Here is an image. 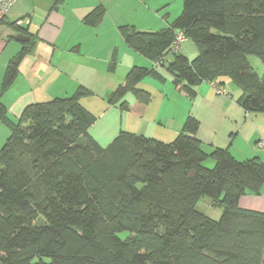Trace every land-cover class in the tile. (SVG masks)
<instances>
[{
  "label": "trees",
  "instance_id": "1",
  "mask_svg": "<svg viewBox=\"0 0 264 264\" xmlns=\"http://www.w3.org/2000/svg\"><path fill=\"white\" fill-rule=\"evenodd\" d=\"M103 14L96 7L85 21L97 25ZM121 32L153 62L183 32L198 54L172 52L165 68L174 84L193 95L199 83L224 86L230 76L242 90L243 109L264 113V72L247 59L256 54L264 62V0H183L168 26L123 25ZM30 42L10 60L0 88V124L11 128L0 148V264H264V212L240 205L242 196L264 187L259 156L239 159L229 146L207 148L194 116L170 142L121 131L103 146L90 132L97 116L82 103L93 94L83 85L28 103L12 122L2 97ZM150 74L157 69L131 68L108 103L127 109L130 91L147 100L138 85ZM206 197L221 208L219 219L198 209ZM124 231L127 238L119 236Z\"/></svg>",
  "mask_w": 264,
  "mask_h": 264
},
{
  "label": "crops",
  "instance_id": "2",
  "mask_svg": "<svg viewBox=\"0 0 264 264\" xmlns=\"http://www.w3.org/2000/svg\"><path fill=\"white\" fill-rule=\"evenodd\" d=\"M167 3L166 0H17L5 21L0 23V88L10 60L30 39L31 42L19 65V73L3 94V100L5 96L11 100L22 96L19 101L26 103L23 104L25 106L55 96H68L83 85L91 89L93 96L83 97L82 103L97 116V120L113 111L122 119L125 115L134 117L137 126L133 132L169 142L181 132L186 119L194 116L200 121L197 136L207 148L229 146L239 159L259 156L264 161V113H247L238 103L240 97L233 102L226 97L215 96V90L208 81L196 85L193 95L174 84L186 100L195 99L194 106L189 108L186 103L169 109L168 98L157 88V82L165 84L169 78L159 72L164 71L157 64L161 61L165 66L172 59L171 54L153 65V61L135 51L126 41L121 32L123 25L134 26L141 31H156L158 27L168 26L175 19L171 12L168 11L162 21L158 18L159 10ZM99 6L104 9L99 24L87 23L85 17ZM18 20L23 21L22 32L9 25ZM18 33L29 36V40H16ZM182 48L191 59L198 54L196 44L190 43V39L182 43ZM134 66L156 68L158 71V74L144 77L138 85L148 92L149 98L142 100L134 93L129 101L125 98L129 103L127 109L109 105L107 94L112 87L115 90L125 83L129 70ZM149 77L152 79H147ZM200 98H203L205 108L218 103L224 113L219 111L214 116L209 113L207 118L205 112L203 118L195 114L196 102ZM92 129L91 126L90 132ZM93 136L98 138L94 133ZM98 141L104 146L101 140ZM240 205L264 212V187L259 193L249 192L242 196Z\"/></svg>",
  "mask_w": 264,
  "mask_h": 264
},
{
  "label": "rangeland",
  "instance_id": "3",
  "mask_svg": "<svg viewBox=\"0 0 264 264\" xmlns=\"http://www.w3.org/2000/svg\"><path fill=\"white\" fill-rule=\"evenodd\" d=\"M163 2H165V1H163ZM166 2H168L167 5L159 10L160 13H159L158 18L161 21L163 20L162 17L166 16L168 11L171 12V14L174 16V17L172 16L174 19L180 14V12L183 9V0H166ZM161 24H164V23H161ZM154 26H159V25H154ZM160 26H162V25H160ZM158 28L160 29L162 27H158ZM156 30H158V29H156ZM190 43H194V41L190 40ZM168 53L172 54V48L168 49ZM247 59L250 62L251 66L253 67L254 71L257 72L259 75H262V73L264 72L263 60L256 54H250L249 56H247ZM153 65H154V62H153ZM157 66L160 67L159 68L160 70L164 71V72H161V71H159V72L161 74L163 73L162 75L164 77L169 78L168 79L169 81L165 84L157 82V88L162 91V94L164 96H166L168 98L167 100L170 102L169 103L167 101L169 109H175V108H178L180 106L182 107L186 103H187V106L189 108H192L194 106V100L195 99L193 100V99L188 98V100H186V98H185L186 96L182 92H180L176 89L174 82H173L172 75L168 72V70H166L165 66H163L162 64H157ZM112 71L113 70H111V72ZM147 79L151 80L152 78L149 77ZM224 81H225L224 87L227 88V91L229 94H220L213 87L215 90V93H216L215 96H223V97H226L227 99H229L230 101L235 102V100H237L240 97V95L242 94L241 88L236 84L234 79L230 76L228 78H225ZM146 83H148V82H145V84ZM207 84L210 85L209 83H207ZM114 88L115 87H112V91L114 90ZM112 91H110L108 94H110ZM108 94H107V97H108ZM91 95H89V96H91ZM133 95H134V92L130 91L126 94L125 98H127V100L129 101L130 98L133 97ZM21 97L22 96H15V97H13L14 99L11 100L10 97L5 96V99L3 100V102L7 106V109H8L7 113H8L10 120L12 122H15V123L17 121H19V118L21 117V114L23 113V110L26 107V105L25 106L23 105L26 103L19 101V99ZM107 97H106V102L108 103ZM200 99H198V101L196 102V106L194 109L195 114H200V115H202V118H203V112H205L204 116H205V118H207V115L209 113L213 114V116L219 111L224 113V110L222 109V107L218 103H216V105L214 106L218 109H216L212 106H210V107L208 106L205 108L203 98H200ZM109 105H111V104H109ZM117 106L118 105H116V107ZM118 108H119V106H118ZM134 122H136V119L134 117H130V116L125 115V118L122 119L120 116L115 114L114 111L108 112L107 114H104L100 119H98L92 125L93 129L91 130V134L93 135V133H94L95 135H97L98 136L97 140H101L103 142L104 146H107L116 138V136L118 134H120L121 131L133 132V130H135L134 128H136L134 126H137V124H135ZM202 127H203V125H202ZM202 131H203V128H202ZM10 135H11L10 125H8L6 123H1L0 124V148L5 145V143L7 142ZM207 164L209 166H212L209 168H213V166H214V165H212L213 161H208ZM209 199L210 198H208V197H206L204 200L202 198L198 203V209L201 210L202 212H203V210H205L207 212V214L214 219H219L221 217L222 210H221V208H218V207H216L210 203L208 204L207 201H209ZM119 236L121 238H127L129 236V232L128 231L121 232V233H119Z\"/></svg>",
  "mask_w": 264,
  "mask_h": 264
},
{
  "label": "built area",
  "instance_id": "4",
  "mask_svg": "<svg viewBox=\"0 0 264 264\" xmlns=\"http://www.w3.org/2000/svg\"><path fill=\"white\" fill-rule=\"evenodd\" d=\"M17 0H0V22L8 15ZM22 20H18L17 24H22ZM183 32H179L172 44V52L182 51V43L186 40ZM220 94H229L223 85H218L215 82H209Z\"/></svg>",
  "mask_w": 264,
  "mask_h": 264
},
{
  "label": "water",
  "instance_id": "5",
  "mask_svg": "<svg viewBox=\"0 0 264 264\" xmlns=\"http://www.w3.org/2000/svg\"><path fill=\"white\" fill-rule=\"evenodd\" d=\"M15 38L18 41H27L30 37L25 35L24 33H18Z\"/></svg>",
  "mask_w": 264,
  "mask_h": 264
}]
</instances>
